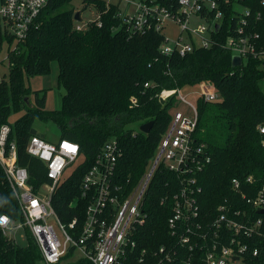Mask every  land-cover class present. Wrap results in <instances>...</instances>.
<instances>
[{"label":"trees","instance_id":"16d2710c","mask_svg":"<svg viewBox=\"0 0 264 264\" xmlns=\"http://www.w3.org/2000/svg\"><path fill=\"white\" fill-rule=\"evenodd\" d=\"M73 1L50 0L25 40L15 50L6 51L9 71L0 79V126L4 123L11 126L8 143L15 142L16 161L27 168L29 184L37 190L51 182L46 163L29 154L27 144L36 134L33 132L36 120L52 122L60 138L79 143L83 158L57 187L52 204L64 221L70 222L77 216L81 222L87 206V200L81 196V183L103 144L112 138L118 141L122 154L116 163L117 176L121 181L137 183L151 164L171 122L170 108L176 106L174 96L163 98L161 91L175 87L188 91L209 82L220 98L214 102L202 99L197 102L199 118L195 137L206 144L212 157L198 176L203 189L200 206L204 213L215 214L217 206L229 198L249 210L241 193L250 196L251 185L256 191L264 187V134L259 130L264 124L261 86L264 65L254 57H248L240 66L232 64L233 53L224 45L236 27L230 10L211 46L195 48L185 56H166L160 50L161 33L130 30L120 7L105 0H89L97 6L99 17L83 30H77ZM258 8L253 10L257 12ZM262 12V19L252 25V30L260 34L261 47L264 46V8ZM3 50V37H0V54ZM54 61L59 66L58 85L66 93L59 109H48L46 95L34 91L27 78L50 73ZM146 82L149 84L145 85ZM32 94L34 104L29 101ZM148 121H153L150 131L141 132L138 126ZM233 179L240 181V190L233 188ZM173 181H178L176 174L162 166L151 179L143 200L147 217L133 234L138 253L179 240L171 234L167 223L175 193V189H169ZM250 211L253 217L261 216L256 209ZM2 214L14 223L25 219L0 164ZM24 234L26 243L21 244L0 227V264H38L43 259L28 227ZM255 241L261 254L248 256L249 262L264 264V236ZM178 247L181 256L176 264H185L189 248ZM195 256L193 264H206L201 253ZM80 264L91 262L82 259Z\"/></svg>","mask_w":264,"mask_h":264},{"label":"built area","instance_id":"2783aa9c","mask_svg":"<svg viewBox=\"0 0 264 264\" xmlns=\"http://www.w3.org/2000/svg\"><path fill=\"white\" fill-rule=\"evenodd\" d=\"M49 1L0 0L3 49L13 51L25 40ZM134 3V13L122 12L128 28L139 33L153 30L161 33L160 50L166 56H185L195 48L211 46L215 35L222 30L229 9L236 27L226 38L225 47L233 55L241 56V64L248 57H254L264 65L260 34L252 30V25L262 19L264 0H247L246 3L243 0H136ZM256 7H259L257 12L253 10ZM199 19L202 22H197ZM74 21L77 30L90 24ZM170 26L176 27L173 37L170 34L174 30H170ZM200 86L194 92H185L180 87L161 91L163 98L174 96L176 106L181 102L189 110L171 113V122L157 145L151 164L137 183L121 181L117 176L116 163L122 154L118 141L112 138L103 144L81 183V196L87 200L85 218L81 222L77 216L70 222L64 221L52 204L53 194L68 176L65 174L67 168L74 163L76 167L83 160L79 143L68 138L49 142L38 134L31 137L27 152L46 163L51 179L50 183L35 190L28 182L27 168L17 164L15 142L8 143L11 126L2 124L0 164L25 218L14 223L8 215H0L3 232L10 234L28 227L48 264L60 262L70 251L81 252L83 259L91 264H176L181 256L178 246L189 248L185 264H193L197 252L203 255L206 264H250L248 256L261 254L255 239L264 236V213H260L264 208V187L256 191L251 185L250 196L241 193L249 210L236 199L231 202L227 198L217 206L215 214L202 211L199 198L203 189L198 176L212 157L206 144L195 137L199 118L197 102L199 99L214 102L220 95L209 82ZM259 130L264 134V124ZM262 143L264 145V139ZM160 166L174 172L178 178L169 184L170 191L175 189V193L167 223L171 234L179 240L138 253L133 234L146 220L143 200ZM240 184L237 179L232 180L235 190H240ZM250 209H256L261 216L253 217Z\"/></svg>","mask_w":264,"mask_h":264},{"label":"rangeland","instance_id":"374dc122","mask_svg":"<svg viewBox=\"0 0 264 264\" xmlns=\"http://www.w3.org/2000/svg\"><path fill=\"white\" fill-rule=\"evenodd\" d=\"M107 3H113L116 4L120 7V11L123 13H134L136 10V5L134 1L136 0H105ZM72 6L76 11H81V16H82V21H78L81 24H87L88 22L94 21L98 18L99 16V10L95 3L91 2H85V0H74L72 2ZM197 22H202L200 19ZM172 33L170 34L171 37L175 35L176 27L175 26H170L169 27ZM196 39V37H194ZM6 49L3 50V52L0 54V79L2 76L9 71V63L7 59V53ZM58 75H59V66L56 61L52 62L51 65V71L48 74L45 75H34L30 76L27 78V84L31 86V88L35 91L38 90L40 91V94H45L46 95V100H45V105L46 108L48 109H59L62 104V98L64 94L66 93L65 89L62 87H59L58 85ZM261 86L264 89V80L261 81ZM201 86L200 84L192 87L188 91L185 92H194L195 90L200 89ZM30 104H34V96L33 94L30 97ZM189 110L187 105L184 103L179 102L177 106L171 107L170 111L173 113L176 110H182L185 111ZM17 118V117H16ZM15 117H13L11 120L13 121ZM141 126V125H140ZM139 127V130L143 132ZM136 127V126H135ZM137 129V128H136ZM138 131V129H137ZM33 132L46 137V139L49 142H58L60 139V133L57 128V126L52 123V122H42L41 120H36L34 125H33ZM145 133V132H144ZM75 163L67 168L66 170V176L71 173V171L75 168ZM9 237L14 238L17 240V242L21 244L26 243V237L24 234L23 229H18L16 231H11L9 234ZM83 257L81 256V252L79 251H72V253L66 254L65 256L62 257L60 262L56 264H80L81 260ZM38 264H48L44 259H41Z\"/></svg>","mask_w":264,"mask_h":264},{"label":"water","instance_id":"95a60500","mask_svg":"<svg viewBox=\"0 0 264 264\" xmlns=\"http://www.w3.org/2000/svg\"><path fill=\"white\" fill-rule=\"evenodd\" d=\"M74 19L75 20H78V21H82V16H81V11H76L75 14H74ZM241 56L239 55H233L232 56V64L234 66H240L241 65ZM153 125V121H148L144 124H142L140 126V129L145 132V133H148L151 129ZM260 213H264V208L263 209H260Z\"/></svg>","mask_w":264,"mask_h":264}]
</instances>
